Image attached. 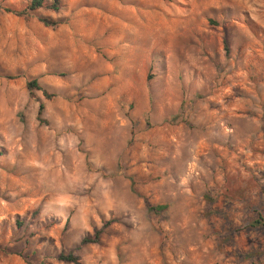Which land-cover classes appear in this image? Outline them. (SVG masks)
I'll use <instances>...</instances> for the list:
<instances>
[{
    "label": "rangeland",
    "instance_id": "374dc122",
    "mask_svg": "<svg viewBox=\"0 0 264 264\" xmlns=\"http://www.w3.org/2000/svg\"><path fill=\"white\" fill-rule=\"evenodd\" d=\"M60 5L0 0V264H264V0Z\"/></svg>",
    "mask_w": 264,
    "mask_h": 264
},
{
    "label": "trees",
    "instance_id": "16d2710c",
    "mask_svg": "<svg viewBox=\"0 0 264 264\" xmlns=\"http://www.w3.org/2000/svg\"><path fill=\"white\" fill-rule=\"evenodd\" d=\"M60 0H25V10L28 11H34L37 9H45L53 12H57L60 9ZM8 12V11H7ZM40 21L45 25V26H51L54 27L56 25V22L50 21L48 19H40ZM27 87L33 88L35 90H40L39 87L36 84L35 80H31L27 83ZM42 94L46 97L49 98V95L46 94L44 91H41ZM42 104L39 103L36 111V120H40V114L42 111ZM161 206H154L151 207L154 211L161 209ZM100 234V230H97L93 233L91 237L85 236L80 240V245L84 244H94L98 240V236ZM57 260L64 262V263H72V264H81L76 256L72 254L71 251L63 253L60 252L57 255Z\"/></svg>",
    "mask_w": 264,
    "mask_h": 264
}]
</instances>
